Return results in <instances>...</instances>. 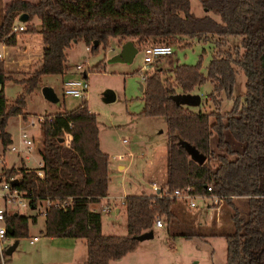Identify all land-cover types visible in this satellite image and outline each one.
I'll list each match as a JSON object with an SVG mask.
<instances>
[{
	"label": "trees",
	"instance_id": "obj_1",
	"mask_svg": "<svg viewBox=\"0 0 264 264\" xmlns=\"http://www.w3.org/2000/svg\"><path fill=\"white\" fill-rule=\"evenodd\" d=\"M206 10L219 14L196 15L190 0H11L0 18V43L13 46L18 32H10L16 16L25 12L24 30L38 32L41 56L30 70L13 77L0 59V139L10 143L4 130L11 115L24 111L25 95L39 87L44 74H63L67 68L65 49L81 40L90 51L108 45L109 37L131 39L137 49L149 44L181 45L190 39L216 35L207 73L195 64L176 63L171 74L163 68L143 72L141 97L144 115H160L166 126L165 190L191 186L199 195L217 194L231 202L234 197L247 200L248 216L234 207L235 230L226 234L225 264H264V0H200ZM36 17L38 24L30 22ZM242 36V53L232 56L222 48L227 36ZM96 41V43H94ZM101 62V61H100ZM98 62L95 67H100ZM233 63L246 76L245 100L234 98L232 108L218 111L219 94L232 97ZM11 79L21 84V92L6 102L2 83ZM205 80L213 82L208 97L216 110L194 112L176 97L175 87L190 100L194 88ZM25 119V118H24ZM41 140L38 152L43 161L42 175L32 167L3 165L0 178H16V188L25 193L28 207L34 209L41 199L53 197L72 201L65 210L49 206L43 216L41 232L52 237L84 240V264H108L132 251L137 235L152 230L156 216H172L176 199L169 194L124 195V234L101 231L100 212L88 203L105 196L108 185V155L101 150L95 113L82 98L73 108L62 107L44 113L39 120ZM67 135L68 138L65 136ZM187 145L204 155L199 162ZM21 161H23L21 159ZM211 186V190L207 186ZM6 225L14 238L26 236L29 223L39 215L23 214L17 209L3 211Z\"/></svg>",
	"mask_w": 264,
	"mask_h": 264
},
{
	"label": "rangeland",
	"instance_id": "obj_2",
	"mask_svg": "<svg viewBox=\"0 0 264 264\" xmlns=\"http://www.w3.org/2000/svg\"><path fill=\"white\" fill-rule=\"evenodd\" d=\"M10 1L0 0V18L5 4ZM190 4L194 14H209L217 21H221L219 14L206 10L200 0H190ZM31 21L39 23L36 17L31 18ZM14 22L21 23L22 21L16 18ZM216 38H218L216 35L210 34L208 38L190 39L181 45H170L172 52L147 64L146 69L163 68L169 75L176 63L195 64L200 61L201 72L206 75ZM226 38L223 49L230 51L233 57L236 53L243 52L241 35H229ZM16 41L15 45L5 49L10 51L8 54L12 59L22 54L26 56L31 52H37L38 49L42 50V41L38 32L19 31ZM122 41L116 37H109L108 45L104 48L99 45L95 51L88 50L81 40L69 45L65 49L66 71L63 74L42 75L39 87L25 95L24 111L31 115L24 118L32 119L33 125L24 121L20 124L28 131V134L35 139L38 138L40 143L41 133L36 120L37 115L53 113L62 107L73 108L82 98L64 95L62 80L67 77L80 76L82 70H85L88 83L86 103L89 110L96 116L99 146L108 155V191L120 195H149L153 194L150 188L151 181L156 182L162 190L165 189L166 126L162 116L141 113L143 100L139 85L143 83L141 75L144 71V68L142 69V48L137 49L130 60L113 59ZM3 57H5L4 54ZM37 59L34 58L31 61L24 59L18 70H14V67L9 70L10 67L6 66L4 69L13 77L19 78L22 72L33 68L32 65L39 60ZM98 62L101 65L96 68L95 65ZM76 65L80 67L76 68ZM233 68V96H228L225 91L219 94L218 111L222 113L232 108L234 98L238 99L239 103L245 100L246 76L244 71L234 63ZM42 85L52 88L56 97L55 101H49L43 97L40 90ZM21 88L19 82L5 79L2 89L6 102H10L20 93ZM175 90L176 97L181 98L182 103L194 112L216 110V104L208 97L213 90L211 80H205L194 88L193 95L196 98L193 101L187 100L180 88L175 87ZM105 94H111L112 98L106 101ZM17 119V115L9 116L4 126V130L10 135V143L16 141ZM260 142H264V136L260 138ZM8 144L3 147L0 139V172L3 165L18 166L21 162L26 165L34 164L31 159L21 161L20 155L7 149ZM118 155H122V158L118 159ZM34 156L37 158L39 154L35 152ZM117 162L125 166L122 171L123 175H119L120 172L115 170ZM192 200L194 205L191 206L188 199L176 198L171 205L172 216L169 219L165 216L160 217L162 227H153L152 236L142 239L131 254L124 256L120 264H225V236L235 230L232 220L234 207L236 206L240 214L247 218L246 198L234 197L231 202L222 198L220 204L210 197L195 196ZM112 203H118L120 211L115 214L113 210H110L109 215L101 213L102 232L124 234L125 229L123 233H119L121 223L125 225L124 206L119 203V198L112 199ZM16 209L23 214L35 212V209L28 206H18ZM11 210L13 208L8 206L7 211ZM193 217L195 219L192 220ZM109 223H114L115 226L110 228ZM42 227L43 216L38 215L34 223H29L26 236L17 238L7 236L4 240L5 247L14 241L16 244L11 253L3 254L0 264H66L65 261L69 258L73 261L72 264L81 261L85 253L83 239L46 236L41 232ZM32 234L38 236V240L29 243L28 238Z\"/></svg>",
	"mask_w": 264,
	"mask_h": 264
},
{
	"label": "built area",
	"instance_id": "obj_3",
	"mask_svg": "<svg viewBox=\"0 0 264 264\" xmlns=\"http://www.w3.org/2000/svg\"><path fill=\"white\" fill-rule=\"evenodd\" d=\"M17 18V16H16ZM15 18V19H16ZM14 19V20H15ZM25 26L24 24L21 23H13L11 24L10 27V32H17V31H22L24 30ZM3 44L0 43V46ZM143 50V57H142V62L143 66L142 69L148 70L149 68L146 69V65L154 61L155 59H158L164 55H167L172 52V46L164 43H156V44H149L146 45L142 48ZM2 58V53L0 52V59ZM79 65H76V68H79ZM143 71V72H144ZM142 79L144 75H141ZM87 79L85 75H80V76H74V77H67L62 80V93L64 95H70L73 97H79V98H85L86 93H87ZM19 115V114H18ZM19 123H18V131H17V136H16V141L14 143L8 144L7 149L16 154L20 155L21 159L23 160H33L34 164L32 165H26L27 167H32L36 170V173L38 175H42V170L41 166L43 164V161L40 157V154L38 152L39 149V139L34 138L32 135L28 134V131L22 128L20 122L24 121L27 124L33 125V120L32 119H24L19 115ZM42 118V115L38 114L37 115V122L39 123V120ZM67 138L68 136L65 135ZM124 140V139H123ZM38 153L39 156L36 158L34 156V153ZM118 159L122 158V155L117 156ZM10 179H3L0 178V259H3V254L5 250V245H4V240L7 238L6 236V222L4 219L3 211L5 210L6 207L10 206L11 208L16 209L18 206H28V201L25 196V193L21 191L20 189L16 188L13 184H11ZM150 187L152 191L156 194H159L160 189L159 186L157 185L156 182L152 181L150 183ZM208 190H211V186H207ZM193 188L191 186H187L185 188H175L171 193H168L165 189L163 190V193L169 194L171 197L175 198H185L188 199L189 204L192 206L194 205V202L192 200L193 197L195 196H202V197H210L213 199L215 202H219L222 197L217 194H210V195H199L193 193ZM123 197L124 195L120 198V204L123 205ZM72 197L67 196L64 197L63 199L59 198H53V197H45L41 199L37 204H35L34 209L35 211L41 215L44 216L46 209L49 206H55L58 208H61L65 210L67 206L71 203ZM110 208H114V205H109L105 204L101 210L103 211H108ZM153 226L159 227L161 226V221L160 217L156 216L153 221ZM37 236H32L31 240H35Z\"/></svg>",
	"mask_w": 264,
	"mask_h": 264
},
{
	"label": "crops",
	"instance_id": "obj_4",
	"mask_svg": "<svg viewBox=\"0 0 264 264\" xmlns=\"http://www.w3.org/2000/svg\"><path fill=\"white\" fill-rule=\"evenodd\" d=\"M32 22V21H31ZM23 24H24V22H22ZM33 23V22H32ZM34 24H36V23H34ZM131 40V39H130ZM133 42V41H132ZM16 43H17V41H16ZM133 44L135 45V43L133 42ZM136 46V45H135ZM6 47H12V46H6V45H2V46H0V52L2 53V60L4 61V66H6V67H10V69L9 68H7V69H9V70H11V68L12 67H14V70H18L19 69V65H20V63L24 60V59H26V60H29V61H31L32 59H34V58H40V56H41V49H40V51H39V49H38V51L37 52H31V53H29V54H27L26 56H23V54L20 56V57H15V58H11V56H9V50L7 49V50H5L6 49ZM137 47V46H136ZM21 52V51H20ZM22 53V52H21ZM25 53V52H24ZM3 54L5 55V57H3ZM37 59V60H38ZM32 63V62H31ZM30 63V64H31ZM67 69V68H66ZM76 69V68H75ZM66 71V70H65ZM64 71V72H65ZM81 74L82 75H85L86 76V71L84 70H82V72H81ZM27 113V112H26ZM28 115H31V113H28ZM18 116V123H19V115H17ZM18 126V125H17ZM124 164H122V163H120V162H117L116 164H115V170L116 171H119L120 172V174L119 175H123V173H122V171H123V169H124ZM108 168V167H107ZM107 173L109 174V172H108V169H107ZM118 175V174H117ZM109 176V175H108ZM152 182V181H151ZM150 182V183H151ZM158 185V184H157ZM159 186V185H158ZM151 188V187H150ZM160 188V187H159ZM152 190V189H151ZM149 193H151V192H149ZM154 193V192H153ZM123 195H120V194H115V193H113V192H109L108 191V185H107V192H106V194H105V196H103V197H101V198H99L98 200H96V201H93V202H89V205H88V208L89 209H92V210H97V211H99L100 212V222H101V231H102V228H103V222L101 221V213H106L107 215H109L110 214V210H113L114 211V213L115 214H118L119 213V211H120V207L118 206V203H112V199H116V198H119V201H120V198L122 197ZM176 200V199H175ZM174 200V201H175ZM220 202V201H219ZM218 202V203H219ZM120 203V202H119ZM105 204H109L110 206L111 205H114V208H110L108 211H103V210H101V208L105 205ZM220 204V203H219ZM193 219H195V217H193L192 218V220ZM110 224V225H109ZM108 224V226L111 228V227H114L115 225H114V223L112 224V223H109ZM153 227H155V226H153ZM159 227H162V223H161V226H159ZM159 227H156V228H159ZM120 228V232L119 233H123L122 231H124V229H125V231H126V227H125V225H123V223H121V227H119ZM103 233V232H102ZM152 233H153V229H152ZM185 234V233H184ZM183 234V235H184ZM186 236H188V234H185ZM32 236H36L35 234H32L29 238H28V241H29V243H33V242H35V241H37L38 240V236H37V238L35 239V240H31L30 241V239H31V237ZM81 239V238H80ZM142 240V239H141ZM141 240H138V243H137V245L140 243V242H142ZM83 242H84V240H83ZM85 245V244H84ZM136 249V247L132 250V251H134ZM132 251H130V252H128V253H126V254H124L122 257H120V258H118V259H115V260H110L109 262H108V264H120L121 262H122V259L124 258V256H128V254H131V252ZM85 256H86V249H85V253L82 255V258H81V261L79 262V263H77V264H84V260H85ZM69 261H70V263H69ZM67 262V263H66ZM195 262H197V261H195ZM194 262V263H195ZM65 263L66 264H72L73 263V261H71L70 260V258L68 259V260H66L65 261Z\"/></svg>",
	"mask_w": 264,
	"mask_h": 264
},
{
	"label": "water",
	"instance_id": "obj_5",
	"mask_svg": "<svg viewBox=\"0 0 264 264\" xmlns=\"http://www.w3.org/2000/svg\"><path fill=\"white\" fill-rule=\"evenodd\" d=\"M18 20L20 21H25L27 19V14L25 12L20 13L17 16ZM94 43H96V41H94ZM137 51V47L133 44L132 40L130 39H125L123 40L119 45H118V51L115 54V56L113 57V59L115 60H130L131 57L133 56V54ZM139 89H141V85H139ZM41 93L43 95V97L49 101H55L56 97L54 95V92L52 91V88L48 85H42L40 87ZM112 98L111 94H105L104 99L107 101L109 99ZM195 95H192V97L190 98V100H195ZM187 149L190 152V154L192 155V157L194 159H196L199 162H203L204 161V155L199 154L193 147H190L187 145ZM17 179L13 178L11 180V184H16ZM6 230L9 234H11V229L9 226H6ZM152 236V230H148V231H144L140 234H138L136 237L138 240L141 239H145L148 237ZM16 244V241L12 242L10 245H8L5 250L4 253L9 254L11 253V251L14 249Z\"/></svg>",
	"mask_w": 264,
	"mask_h": 264
}]
</instances>
